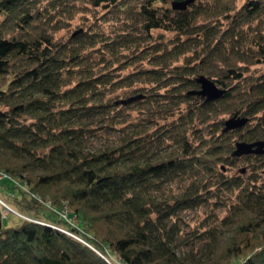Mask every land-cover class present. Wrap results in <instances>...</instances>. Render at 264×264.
<instances>
[{"label":"trees","instance_id":"1","mask_svg":"<svg viewBox=\"0 0 264 264\" xmlns=\"http://www.w3.org/2000/svg\"><path fill=\"white\" fill-rule=\"evenodd\" d=\"M197 73L226 93H193ZM135 82L153 117L91 151L80 118L127 111L117 92ZM237 114L248 123L225 130ZM259 139L264 0H0V171L13 177L0 184V264H264V154L233 155ZM245 162L250 175L229 172ZM207 203L227 207L221 225L182 232L181 212ZM193 240L205 259L178 251Z\"/></svg>","mask_w":264,"mask_h":264},{"label":"rangeland","instance_id":"2","mask_svg":"<svg viewBox=\"0 0 264 264\" xmlns=\"http://www.w3.org/2000/svg\"><path fill=\"white\" fill-rule=\"evenodd\" d=\"M80 20L81 18H79L77 21L74 22L71 28L73 31L79 29V24L81 23ZM85 27H87V25L82 26V28ZM171 36L172 35L167 32L163 37L165 40H168L171 38ZM134 67L136 66H133L132 68H130V70H133ZM195 76L196 77L199 76V73H197ZM139 85H143V83L135 82L134 84L131 85L130 88L121 89L117 93L121 98H129L132 96L140 95L141 93L146 95L147 92L142 90L131 92L132 89H134L136 86ZM142 100L144 101L139 102L138 99L134 102H131V104L133 105L131 107H128L127 111L117 115L114 114L113 117L107 118V120H106V115L98 116L95 119L80 118V122L86 121L87 127L90 128V130L88 131V138L84 140L86 146L91 151H98L99 149L116 147L117 145H120V143L123 141L126 135H129L128 133L143 131V129L147 124L145 119L153 117L154 109L151 106V102H150V100L152 101V99L146 98L145 96L143 97ZM109 121H111L113 125L112 128L105 126ZM174 147L175 145L173 144V141L162 144L160 147V153L164 155H169L173 151ZM242 168H245L246 171L243 172ZM229 172L231 174H235L239 172L241 174L250 175L253 172V168L247 162H245L238 166H230ZM181 184L182 182L180 181L167 183L165 184L164 189H155L153 190L152 194L157 198H159L160 200H165L167 197H170L173 193L180 191ZM227 193L225 195H227ZM1 194L3 198L7 200L8 194L6 192L5 194L7 196L2 192ZM229 195L227 197H229ZM215 200L216 199H214V201ZM9 202L14 208H16L14 202L12 201ZM65 205L70 207L68 202H66ZM70 210L72 213L73 211L71 208ZM227 212L228 209L226 206H219V205L217 206L214 203H210V204L207 203L205 205L196 206L194 208H188L186 210H183L179 215L177 219L178 227L182 232L183 231L190 232L193 229H197V228H201L202 230H207L211 227H217L221 225L220 224L221 219L227 214ZM20 219L21 218H19L14 212H11L9 217L6 218L5 220V224L8 226H13L18 221H20ZM195 241L196 240H193L189 243H185L181 247H178V251L191 253L196 257H203L205 259L203 255L206 252V245L204 246V243L195 242Z\"/></svg>","mask_w":264,"mask_h":264},{"label":"water","instance_id":"3","mask_svg":"<svg viewBox=\"0 0 264 264\" xmlns=\"http://www.w3.org/2000/svg\"><path fill=\"white\" fill-rule=\"evenodd\" d=\"M198 81L201 84V88L199 90L193 91V93H197L206 97L207 100L212 101L218 98H221L227 91V89L220 87L218 83L209 78L207 75H200ZM143 95H136L126 99H123L119 102L121 103H129L138 98H141ZM249 121L247 116H240L235 115L230 117L226 120V127L225 130H231L236 128H241L245 126ZM251 154H264V139H259L255 141H246L240 140L237 142V147L233 151L234 156H244V155H251ZM242 171L245 172L246 169L242 168Z\"/></svg>","mask_w":264,"mask_h":264},{"label":"built area","instance_id":"4","mask_svg":"<svg viewBox=\"0 0 264 264\" xmlns=\"http://www.w3.org/2000/svg\"><path fill=\"white\" fill-rule=\"evenodd\" d=\"M7 178L12 179L13 177H11V176H10L8 173H6V172L0 171V184H1V182H2L4 179H7ZM0 202H1L2 204H4V205H7V203H6L1 197H0ZM47 204H48V206H50L51 208L55 209V208L53 207V205L51 204L50 201H47ZM20 215L23 216V214H20ZM60 215H61L63 218H65V219H67V220H69V221H71V222H74V224H75L76 219H75L73 216H71V210H70V208H69L68 206H66L63 210L60 211ZM67 232L70 233V234L73 235V236L78 237V236H77L76 234H74L73 232H69V231H67Z\"/></svg>","mask_w":264,"mask_h":264}]
</instances>
